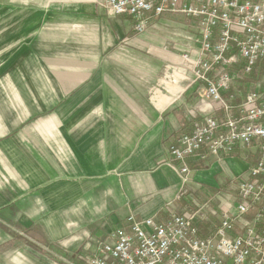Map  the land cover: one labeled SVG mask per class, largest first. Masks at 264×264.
<instances>
[{
	"label": "crops",
	"instance_id": "obj_1",
	"mask_svg": "<svg viewBox=\"0 0 264 264\" xmlns=\"http://www.w3.org/2000/svg\"><path fill=\"white\" fill-rule=\"evenodd\" d=\"M104 1L0 0V264H85L128 217L180 214L247 169L194 156L182 182L169 147L214 113L183 59L193 31L165 15L137 33Z\"/></svg>",
	"mask_w": 264,
	"mask_h": 264
},
{
	"label": "built area",
	"instance_id": "obj_2",
	"mask_svg": "<svg viewBox=\"0 0 264 264\" xmlns=\"http://www.w3.org/2000/svg\"><path fill=\"white\" fill-rule=\"evenodd\" d=\"M102 6L127 17L137 33L165 15L183 18V30L193 31L178 35L193 51L183 59L191 61L192 81L203 86L214 113L169 147L182 182L188 183L187 161L194 156H241L248 167L212 236L200 235L197 214L131 216L85 264H264V0H105Z\"/></svg>",
	"mask_w": 264,
	"mask_h": 264
},
{
	"label": "rangeland",
	"instance_id": "obj_3",
	"mask_svg": "<svg viewBox=\"0 0 264 264\" xmlns=\"http://www.w3.org/2000/svg\"><path fill=\"white\" fill-rule=\"evenodd\" d=\"M5 8H6V10L7 9L11 10V5L6 6ZM3 22L6 23L5 32L7 31V33H8V31L12 30V26L7 24V22H8L7 19H5V21H3ZM180 22H183V24H181L179 26V28L173 29V31H184L183 26L185 25L186 22H185V20L183 21V18H181ZM0 25H2V20H0ZM173 26L178 27L176 22L174 23ZM0 31H2V28H0ZM2 39H3V36H2ZM4 43L9 44V45L12 44V36L9 34L5 35ZM247 86L248 87H246V88H250V85H247ZM241 158H242L241 156H239V157L237 156L235 158V160H237V162L239 163V165L241 167L247 168L248 167L247 161H245ZM236 185H237V182H235V181L229 182V183L225 181L223 184L224 189H221L220 191L206 190V189L204 191H202L200 189L197 190V192L195 193L196 196L194 198V203H193L195 208L193 207L194 211L192 212V214H197L199 216L200 220L204 219L202 222L203 224H211V225H213V229H214V226H216L218 224L217 216H220L222 214L221 211L226 207H232L233 206V203L235 201ZM40 250L42 251V249H40ZM80 257H85L84 260H86L90 257V253L85 254L83 256H80ZM53 258H55L57 261L61 262V260L58 257H53ZM66 259H67V261H66L67 263L65 262V264H78L79 262H81V259H83V258H80V260H78V263L76 260H73V258L70 259L68 257Z\"/></svg>",
	"mask_w": 264,
	"mask_h": 264
},
{
	"label": "trees",
	"instance_id": "obj_4",
	"mask_svg": "<svg viewBox=\"0 0 264 264\" xmlns=\"http://www.w3.org/2000/svg\"><path fill=\"white\" fill-rule=\"evenodd\" d=\"M253 77H255V73H252V75H251L250 78H253ZM198 86H202V85L201 84H198ZM237 102H238V100H235L234 101V103H237ZM188 196H190L191 199H193V202L192 201H189V203H188L186 199L184 201L183 200L180 201V205H179L178 209H179V213L182 214V215L189 214V213L192 214V212L194 211L193 210V207H194L193 203H194V198H195L196 195L191 194V195H188ZM165 218L166 217H163L162 216V217H160V220H164ZM201 226H202L201 228L203 229L202 231H204V233H206V234H203V237H210V236H212V234L209 233L208 231H210L213 228V225H211V224H203L202 223ZM216 226H214V227H216ZM210 227H212V228L209 230Z\"/></svg>",
	"mask_w": 264,
	"mask_h": 264
}]
</instances>
